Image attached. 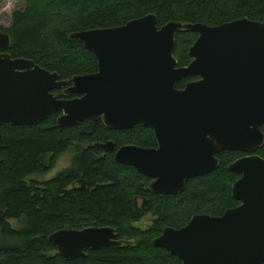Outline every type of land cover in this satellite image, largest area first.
Instances as JSON below:
<instances>
[{
  "label": "water",
  "instance_id": "obj_1",
  "mask_svg": "<svg viewBox=\"0 0 264 264\" xmlns=\"http://www.w3.org/2000/svg\"><path fill=\"white\" fill-rule=\"evenodd\" d=\"M178 30L197 38L191 59L173 55ZM97 61V72L61 80L25 58H12L10 37L0 31V125L34 126L54 113L71 127L101 120L111 131L150 127L157 146L97 143L117 163L150 178L152 193L178 195L187 182L219 166L217 154H246L229 164L239 202L221 216L196 214L179 229L165 227L152 241L181 264H264V22L246 17L209 26L170 21L159 27L149 14L114 28L69 34ZM197 77L183 89L176 83ZM58 98L56 89L64 88ZM65 259L116 243L111 227L62 229L48 237Z\"/></svg>",
  "mask_w": 264,
  "mask_h": 264
},
{
  "label": "trees",
  "instance_id": "obj_2",
  "mask_svg": "<svg viewBox=\"0 0 264 264\" xmlns=\"http://www.w3.org/2000/svg\"><path fill=\"white\" fill-rule=\"evenodd\" d=\"M149 14L156 15L159 27L170 21L217 26L244 17L264 22V0H25L11 26L0 31L10 37L12 58L32 60L67 80L97 72L94 55L69 34L114 28ZM196 38L191 30L176 32L173 55L179 67L190 63L188 50ZM193 79L183 78L175 87L183 89ZM59 116L34 126L0 125V264H180L152 245L162 230L184 227L196 214L221 216L239 204L231 186L240 175L228 166L240 152L218 153L216 170L191 179L178 195H162L150 191L151 179L96 146L112 141L116 148L155 147L150 127L111 131L90 119L60 127ZM70 149L68 168L47 181L32 179L50 172ZM256 154L264 158V145ZM146 213L154 220L141 230L134 224ZM89 227H111L119 241L65 259L48 239L62 229Z\"/></svg>",
  "mask_w": 264,
  "mask_h": 264
},
{
  "label": "rangeland",
  "instance_id": "obj_3",
  "mask_svg": "<svg viewBox=\"0 0 264 264\" xmlns=\"http://www.w3.org/2000/svg\"><path fill=\"white\" fill-rule=\"evenodd\" d=\"M24 8L25 0H0V27H10L13 13ZM72 157L73 151L71 149L67 150L57 158L55 166L50 172L44 175L33 176L32 179L39 182L52 179L59 172L70 166ZM153 220L154 216L151 213H146L134 225L141 230H146L152 224Z\"/></svg>",
  "mask_w": 264,
  "mask_h": 264
},
{
  "label": "flooded vegetation",
  "instance_id": "obj_4",
  "mask_svg": "<svg viewBox=\"0 0 264 264\" xmlns=\"http://www.w3.org/2000/svg\"><path fill=\"white\" fill-rule=\"evenodd\" d=\"M198 78L197 77H194V79L193 80H191V81H195V80H197ZM190 81V82H191ZM65 89V87L64 88H61V89H56V90H60L61 91V93H63V90ZM55 94H57L56 92H54ZM64 94V93H63ZM58 96V95H57ZM66 96H69V95H66ZM76 97V95H70V97H68V98H65V99H70V98H75ZM59 98V97H58ZM60 98H63V97H60ZM123 131H126V130H123ZM125 145H135V144H125ZM123 146V145H122ZM136 146H138V145H136ZM156 146H157V143H156ZM155 146V147H156ZM116 147V146H115ZM121 147V146H120ZM119 147H117L116 149H118ZM151 148H153V147H151ZM241 153V152H240ZM242 155L241 156H239V158H241V157H243V156H245L246 154H244V153H241ZM238 159V158H237ZM150 179V178H149ZM152 181V180H151ZM119 240L117 239V241H116V243L118 242ZM115 244V243H114ZM180 264H181V261H180Z\"/></svg>",
  "mask_w": 264,
  "mask_h": 264
}]
</instances>
